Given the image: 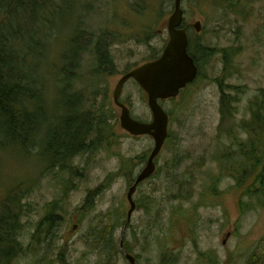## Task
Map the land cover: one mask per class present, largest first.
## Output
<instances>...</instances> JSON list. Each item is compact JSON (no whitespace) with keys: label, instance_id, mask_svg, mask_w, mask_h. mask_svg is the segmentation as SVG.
I'll use <instances>...</instances> for the list:
<instances>
[{"label":"rangeland","instance_id":"1","mask_svg":"<svg viewBox=\"0 0 264 264\" xmlns=\"http://www.w3.org/2000/svg\"><path fill=\"white\" fill-rule=\"evenodd\" d=\"M184 1V27L191 36L193 23L201 20L199 46L209 48L212 55L202 59L199 76L175 102L162 104L171 115V141L156 160L155 176L134 196L137 202L157 205L150 214L136 209L128 224H124L130 208L128 188L145 164L139 162L140 156L155 143L148 135L132 136L121 129L122 109L114 103L113 91L124 73L162 53L174 0H76L67 20L54 29L60 32L57 37L45 41L43 57L31 69L38 82L35 89L43 88L48 72L58 73L51 65L62 62L67 39L77 33L73 44L88 51L72 54L73 66L83 59L74 88L87 85L91 96L87 107L93 102L109 111L112 136L105 147L72 159L74 165L85 167L86 177L69 188L47 171V160L35 149L6 150L0 157V201L17 183L28 187L25 244L48 202L63 195L66 210L65 219L57 217L62 225L49 257L42 260L41 252H32L13 264H130L125 252L138 256L139 264H163L160 255L167 250L175 252L170 264H248L257 246L264 245V197L252 190L256 176L248 184H238L219 159L231 153L239 139H248L241 124L251 122L264 89V0H223L218 5L212 0ZM98 51L108 52L114 65L112 72L92 81L100 63ZM62 76L66 81L60 85L53 76L47 83L50 96L58 88L72 89L67 71ZM223 92L226 99L235 98L230 116L221 112ZM55 98L47 103L49 113ZM121 101L135 118L152 120L147 94L133 79L125 84ZM239 151L235 146L232 153ZM239 161L237 155L229 159L232 165Z\"/></svg>","mask_w":264,"mask_h":264},{"label":"trees","instance_id":"2","mask_svg":"<svg viewBox=\"0 0 264 264\" xmlns=\"http://www.w3.org/2000/svg\"><path fill=\"white\" fill-rule=\"evenodd\" d=\"M75 1L64 0L63 5V0H0V157L5 155L6 150L28 152L30 148L35 149L40 158L43 155L47 160H43L47 171L55 179L64 181L68 188L70 184L86 177L85 167L74 165L72 159L105 147L112 136L109 133V127H112L108 122L109 111L93 102L87 107L91 100L86 90L87 85L78 90L74 88L83 59L79 58L73 66L70 63L74 59L72 54L80 56L88 51L87 48L75 47V42L73 44L77 33L67 39L62 62L51 65L52 68H57L58 73L48 72L49 79L44 81L42 89H35L38 82L31 76L33 65L43 57L40 56L46 49L45 41L48 43L51 38L57 37L60 32L54 29H58L59 21L67 20ZM212 1L216 5L223 3V0ZM38 33L40 37L36 39ZM197 36L199 35L192 33L189 45V51L196 62L199 58L202 60L212 55L209 48L199 46ZM98 54L100 63L93 73L92 81L97 76L112 72L114 65L108 52L100 51ZM66 71L72 80L70 87L73 90L69 86L63 91L58 88L54 96H50L47 83L53 76L56 84L60 85L61 81H66V76H62ZM62 94V101L54 104ZM55 96L49 113L47 103ZM234 99H226V93H222L223 115L229 116L232 113L230 108L233 107ZM40 111L43 112L42 116ZM252 116L250 123L241 124L248 139H239V143H234L240 147V154H237L241 156V161L238 166L229 162L235 154L232 153L233 150L222 156L221 160L226 163V169L238 184L243 181L248 184L250 178L256 176L252 190L264 197V89L255 101ZM50 117L51 120H48ZM170 141L171 133L166 146ZM145 161L146 156H140L139 162ZM178 166L179 163L176 162L174 169ZM27 189L26 183H17L0 201V264H13L19 257L32 252H41V259H47L51 252L50 246L57 238L59 225H62L57 217H66L63 195L59 201L48 202L43 219L29 243L25 244L22 236ZM140 207L148 209L146 204ZM174 253L171 250L161 252L163 264L172 263ZM248 264H264V245L260 243L257 246V250L249 257Z\"/></svg>","mask_w":264,"mask_h":264},{"label":"water","instance_id":"3","mask_svg":"<svg viewBox=\"0 0 264 264\" xmlns=\"http://www.w3.org/2000/svg\"><path fill=\"white\" fill-rule=\"evenodd\" d=\"M181 3L182 0L175 1V10L168 20L170 39L163 54L158 59L145 63L123 76L114 92L115 102L122 108V127L135 135H151L155 140V147L147 165L140 172L135 184L129 190L128 199L131 204L129 218L136 208L133 194L137 185L148 179L155 172V159L160 154L168 137L169 116L158 100L176 97L180 89L195 79L198 72L195 60L188 53L189 40L187 31L180 28L183 23ZM200 25L199 21L194 24L197 31L201 30ZM131 78L138 81L148 93L149 106L153 113V122L150 124L133 120L130 117L129 109L119 101L124 84ZM126 256L131 264H138L135 256L132 254H127Z\"/></svg>","mask_w":264,"mask_h":264}]
</instances>
